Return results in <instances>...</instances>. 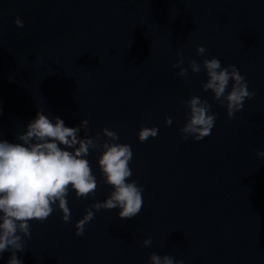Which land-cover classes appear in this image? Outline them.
<instances>
[{
  "label": "water",
  "instance_id": "obj_1",
  "mask_svg": "<svg viewBox=\"0 0 264 264\" xmlns=\"http://www.w3.org/2000/svg\"><path fill=\"white\" fill-rule=\"evenodd\" d=\"M179 52L201 70L180 76ZM212 56L236 64L254 92L232 117L202 88ZM192 95L217 113L199 141L179 131ZM0 107V137L9 140L39 109L80 125L82 137L102 141L104 127L115 130L133 151L128 179L144 186L136 216L94 209L77 235L76 222L112 190L101 149H90L95 193L69 192V222L59 208L33 218L17 253L24 264H149L153 252L184 264H264V0H0ZM142 125L158 134L141 141Z\"/></svg>",
  "mask_w": 264,
  "mask_h": 264
},
{
  "label": "clouds",
  "instance_id": "obj_2",
  "mask_svg": "<svg viewBox=\"0 0 264 264\" xmlns=\"http://www.w3.org/2000/svg\"><path fill=\"white\" fill-rule=\"evenodd\" d=\"M16 24L23 26V19L17 15ZM205 45L197 46V53L204 54ZM172 67L179 68L180 76H187L189 69L201 70V63L191 59L187 66L183 52L177 54ZM203 66L207 79L202 82L204 90H211L213 99L222 105L226 102L229 117L243 108L246 98L254 95L249 90L245 76L236 64L223 65L221 60L212 56L204 57ZM231 80V87L229 84ZM185 104V123L179 129L181 137L201 140L210 135L216 123L217 113L213 105L200 95H192ZM3 109L0 107V114ZM172 118L166 117L165 123L172 124ZM89 120L82 119L81 125L87 126ZM80 125H68L59 115L52 117L39 109L16 133L14 140L0 137V256L11 249L8 264H24L18 252L25 249L24 236L31 235V220H45L55 209L62 211L65 222L71 220L68 194L74 191L78 196L94 194L97 188V176L92 170L88 154L90 149H101L98 158L104 181L112 186L110 194L102 201H95L85 214L76 222L77 235H82L89 221L95 216V210L101 208H119L122 218L136 216L143 204L144 186L135 179L130 161L133 158L131 145L119 141L115 130L104 127L106 139L98 141L101 135L84 136ZM158 126L142 125L138 138L144 141L158 134ZM258 157H264V150H257ZM152 237L143 240L150 245ZM149 264H184L183 260L169 254H150Z\"/></svg>",
  "mask_w": 264,
  "mask_h": 264
}]
</instances>
